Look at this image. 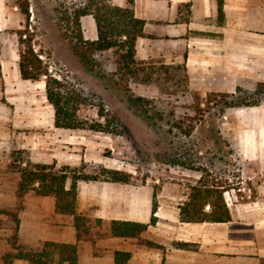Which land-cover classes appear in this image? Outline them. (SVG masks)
<instances>
[{"label":"crops","instance_id":"1","mask_svg":"<svg viewBox=\"0 0 264 264\" xmlns=\"http://www.w3.org/2000/svg\"><path fill=\"white\" fill-rule=\"evenodd\" d=\"M112 4L121 8L129 5L128 0H112ZM133 11L137 19L145 22V36L136 41V59L182 72L191 92L253 93L259 83H264V0H223L222 12L218 0H138ZM23 24L19 6L11 0H0V103L23 100L32 107L39 96L45 108H52L46 99L44 78L40 81L21 78L18 32ZM81 24L85 39L97 40L93 17H83ZM40 57L45 59L42 53ZM34 107L31 109L34 115L23 119H39ZM223 116L227 118L230 145L241 161L239 179L255 186V197L232 199L231 204L226 199L231 212L227 223H182L180 184H167L158 193L149 184L80 181L79 215L105 221L149 223L155 190L158 208L156 224L137 238L108 237L79 242V264H115L116 252L130 254L127 264H264V101L255 106L227 108ZM50 119V130H56L58 136L55 139L47 131L44 135L23 137L19 132L0 129L1 164L8 168L4 158L15 149L29 151L35 163L73 166L93 162L106 169L122 170L107 164L102 156L88 153L89 148L101 150L109 142L116 143L115 138L95 132L64 137L58 132L69 130L54 126L53 108ZM80 148H85L84 155L77 152ZM12 174L16 176L12 206L19 207L16 246L36 250L46 241L76 244L73 218L56 213L55 199L51 196L32 192L17 196L20 176ZM11 234L12 229L0 228V264H5L7 254L16 252L10 242ZM177 243L194 247L182 249ZM11 264L28 262L13 260Z\"/></svg>","mask_w":264,"mask_h":264},{"label":"trees","instance_id":"2","mask_svg":"<svg viewBox=\"0 0 264 264\" xmlns=\"http://www.w3.org/2000/svg\"><path fill=\"white\" fill-rule=\"evenodd\" d=\"M78 7L67 17L70 34L64 33L63 38L68 41L73 55L79 63L90 71H96L101 64L100 58L111 53L115 58L116 71L112 73L116 84L130 92L131 84L155 85L161 91L165 81H173L175 76L170 67L144 63L136 59V41L145 36V22L135 17L133 5L138 0H128V7L121 8L112 4V0H79ZM22 14L27 19L29 26L30 6L29 0H14ZM219 11L222 12L223 0H218ZM92 16L97 27L98 38L95 41L86 40L84 37L81 19ZM27 30L19 31L20 74L23 80H45V94L48 103L54 110V126L57 129L70 131H91L108 135L123 136L126 129L119 118L102 104L97 105V119L83 117L81 107L88 102V98L78 91L65 78L53 75L40 54L34 49L33 35H26ZM26 36V38H24ZM98 72V71H97ZM2 75L0 64V77ZM183 78V77H182ZM186 79H182L185 83ZM180 84V83H179ZM171 94V93H170ZM242 97V92L236 94H208V100L223 108L255 106L264 101V83H259L253 93ZM196 112L200 109L201 97L194 93ZM134 106L142 107L145 112L154 111L160 120H163V112L157 109L159 102L143 96L132 95ZM188 118H178L174 111L169 113L167 124L173 129L183 131L184 137H190L194 129L193 119L189 118V124L184 125ZM191 120V121H190ZM186 126L187 130H185ZM185 130V131H184ZM183 169L197 173L199 178L195 182L186 184L183 192V200L179 206V220L182 223H227L231 220V212L226 201L225 194L229 191L230 184L216 178L207 167L196 165L186 160L178 163ZM8 170L18 173L20 180L17 186V196L32 192L39 196H51L55 199V211L58 214L71 216L77 231L76 244H59L46 241L36 250H27L16 246L19 229V208H8L0 211L5 216L11 217L14 223V234L10 239L15 253L7 254L5 264H11L13 260H25L28 264H79L78 243L83 241H95L108 237L137 238L149 226L155 225V216L158 208L156 190L152 203V215L149 223L127 221H105L77 214L78 182H112L134 184L133 176L117 169L103 168L96 175L84 174L77 169L35 163L25 150H14L10 154ZM69 183V185H68ZM254 191L252 197H255ZM182 249L194 247L191 244L177 243ZM129 253L116 252L115 264H127Z\"/></svg>","mask_w":264,"mask_h":264},{"label":"rangeland","instance_id":"3","mask_svg":"<svg viewBox=\"0 0 264 264\" xmlns=\"http://www.w3.org/2000/svg\"><path fill=\"white\" fill-rule=\"evenodd\" d=\"M11 2L14 3V0ZM79 3V0H29V26L24 16L21 31L27 30L26 35L34 36V49L37 53L44 54V63L49 71L58 78L70 81L88 98V102L81 107L83 117L97 119V105L102 104L116 114L126 129L123 136L110 135L116 139V143L109 142L101 150L89 148L88 153L93 157L102 156L107 164L131 174L134 185L149 184L155 187L158 193L167 184H180L184 192L187 183L195 182L199 178L197 173L187 171L178 164L190 160L196 165L207 167L216 178L230 184L231 188L225 194L228 203L231 204L232 199L243 201L247 196L252 197L255 186L242 183L239 179L241 161L230 145L231 138L226 129L227 118L223 116L227 108L209 101L208 95L196 93L202 99L200 109L203 111L197 113L194 92L187 89L186 83L182 82V72H173L175 79L164 82L166 91H161L155 85L131 84L130 92H127L124 87L116 84L112 76L116 71V63L111 53L100 58L101 64L96 71L84 68L73 55L68 41L63 38L64 33L70 34L65 18ZM62 41L67 45L63 46ZM248 94L250 93L242 92V97L248 98ZM132 95L159 100L157 109L163 112V120L154 114L152 106L147 112L142 107L134 106ZM22 101L17 100L14 104L0 103V129L12 133L19 132L23 137L34 136L35 133L44 135L47 131L53 134V139L57 138L56 130H50L52 108H45L38 96V99H35L36 104L31 105L33 108L37 107L39 119H23L34 114L29 103ZM172 111L178 118H188L184 125L189 124V118L193 119L195 126L190 137L182 136L183 131L173 129L167 124L168 115ZM18 115H21L22 119L18 118ZM184 127L185 130L189 129ZM87 132L91 131L69 130L58 133L66 137L81 136ZM14 150L7 152L4 158L7 164ZM27 152L31 158V153ZM77 152L84 155L86 150L80 148ZM63 166L69 165L59 164L56 169ZM69 167L89 175H96L103 169L93 162H81ZM15 184V174L0 161V211L13 208L11 199ZM0 228L8 231L12 229L9 238L13 236V220L1 212Z\"/></svg>","mask_w":264,"mask_h":264}]
</instances>
